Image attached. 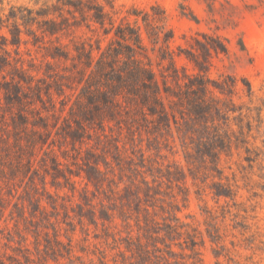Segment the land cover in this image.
I'll return each instance as SVG.
<instances>
[{"label":"rangeland","instance_id":"obj_1","mask_svg":"<svg viewBox=\"0 0 264 264\" xmlns=\"http://www.w3.org/2000/svg\"><path fill=\"white\" fill-rule=\"evenodd\" d=\"M98 2L114 25L132 21L134 8L163 10L173 67L144 40L158 81L176 90L188 77L208 79L206 97L227 112L235 135L243 127L247 142L232 136L216 170L195 152L177 112L169 131L129 123L124 114L119 120L94 112L86 120L74 103L79 71L86 77L89 70L75 47L91 46L97 57L113 29L105 33L79 13L53 35L34 24L35 39L20 25V43L0 47L11 63L0 74V256L23 264H264V0ZM54 5L62 0H1L0 15L11 6L49 7L47 17L59 21ZM62 16L74 20L65 5ZM2 34L10 37L8 26ZM215 40L227 51L197 44ZM57 48L67 58L52 57ZM15 68L30 82L23 83V104L8 105L3 87ZM18 112L26 116L20 133L12 120ZM93 159L104 172L99 183L86 178ZM222 186L232 195H217Z\"/></svg>","mask_w":264,"mask_h":264},{"label":"trees","instance_id":"obj_2","mask_svg":"<svg viewBox=\"0 0 264 264\" xmlns=\"http://www.w3.org/2000/svg\"><path fill=\"white\" fill-rule=\"evenodd\" d=\"M98 1L62 0V5L67 6L68 13L74 18L71 22L62 16L63 6L54 5L61 16L59 21L47 17L52 14L49 7L33 12L27 7L11 6L6 15H0V28L8 26L10 33L9 38L3 34L0 35V47L4 48L7 42L13 45L20 43L22 40L20 25L24 26L25 32L32 34L35 39L36 34L31 28L34 24L43 32L53 35L75 22V13H79L83 20L89 17V20L103 28L105 33L113 29V38L104 49L98 47L100 53L97 57L92 55L91 46L89 49L85 45L75 47L77 59L81 60L83 66L85 65L89 70L86 77H84V72L79 71L83 84L76 96L75 106L85 114L86 120H89V117L95 113L103 112L107 114L108 119L119 116V120H122L123 117H120L124 114V120L129 123L141 119L145 124L151 123L155 129L165 128L167 131L170 130L172 123L178 125L177 112L183 118L184 131L195 143V152L202 158L209 159L211 167L216 169L214 164L218 159L219 151L230 149L231 137L235 136L236 140L239 139L240 142L246 143L247 135L241 126H239L238 134L235 135V132L230 130L227 112L221 110L217 101L206 97L208 79L203 76L188 77V82L184 83L183 88L177 83L178 89L176 90L167 85L165 80L161 83L158 81L146 54L147 46L144 40L151 45L152 49L157 46L161 57L169 58L170 65L173 67V55L169 46L173 32L165 23L164 11L158 6H150L151 11L134 8L129 11V14L134 16L132 21L127 19L114 25ZM106 23L110 24L109 28L105 25ZM197 44L206 51L210 49L214 52L227 51V47L216 40L210 42L208 46ZM5 54H0V74L11 65ZM52 57L67 58V55L57 48L52 53ZM14 70L16 73L11 76V82L5 81L4 83L6 85L3 87L4 98L8 105H21L26 94L23 91V83L29 84L30 79L18 68ZM248 91L251 92L249 84ZM229 110L235 111L234 109ZM73 113L72 110L70 114ZM184 114L187 115V119L184 118ZM25 118V114L20 112L17 113V118H12V120H17L16 124L21 125L14 127L17 133L23 131ZM74 122L83 128L81 121L74 119ZM100 126H103V122ZM247 129L250 130L249 123H247ZM246 150L249 151L248 147ZM247 160H251V157H247ZM98 162L97 159H93L92 163L87 162L86 178L88 181L99 183L104 180V172L100 169ZM216 194L231 196L232 192L230 188L222 186L216 189ZM172 232L179 234L177 228H173L170 234ZM189 241L187 246L193 250L196 241L192 238ZM142 247L140 241L135 243L137 251H140ZM8 261L0 256V264H23L18 259Z\"/></svg>","mask_w":264,"mask_h":264}]
</instances>
